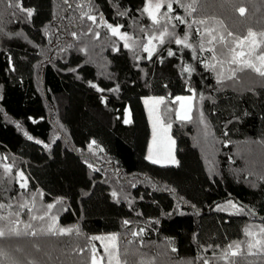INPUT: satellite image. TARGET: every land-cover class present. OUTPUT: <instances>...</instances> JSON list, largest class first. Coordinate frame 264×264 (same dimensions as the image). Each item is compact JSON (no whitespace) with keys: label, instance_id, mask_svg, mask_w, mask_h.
<instances>
[{"label":"trees","instance_id":"16d2710c","mask_svg":"<svg viewBox=\"0 0 264 264\" xmlns=\"http://www.w3.org/2000/svg\"><path fill=\"white\" fill-rule=\"evenodd\" d=\"M171 2V19L154 24L147 0H0V216L36 232L0 239V264H90L101 235L128 239L126 264H264L246 235L264 239V76L230 75L228 51L264 32V0H197L191 14ZM101 13L129 47L100 27ZM165 27L149 58L144 46ZM185 35L195 52L174 42ZM191 94L192 117L178 120L175 99ZM157 95L174 166L146 158L142 99ZM52 217L80 234L41 232ZM235 242L240 254L225 256Z\"/></svg>","mask_w":264,"mask_h":264},{"label":"snow or ice","instance_id":"6c2138e0","mask_svg":"<svg viewBox=\"0 0 264 264\" xmlns=\"http://www.w3.org/2000/svg\"><path fill=\"white\" fill-rule=\"evenodd\" d=\"M176 3L180 4L181 7H184L186 11L189 12V14H191L192 11H195V8L193 7V4L197 2V0H193V2L191 4H182L181 0H175ZM161 7H163V3L158 2L155 5H153L151 3V0H149V4L148 6L144 9L145 12L148 13V15L151 17L152 21L154 24H159L160 21L157 17V13L160 11ZM167 10L168 12H171L173 10V6H172V2H168L167 3ZM27 14L29 16H31L33 14L32 10H26ZM238 11L240 12L241 15H244L245 13V8L241 7L238 9ZM165 15H167V13H165ZM89 19L95 21L96 17L95 16H91L89 15L88 17ZM169 19H171V17H169ZM175 19L177 21H179L180 23H185V20L180 17V16H176ZM194 23H196V21H194ZM199 24H205L206 21L205 20H200L198 21ZM107 27L111 30L113 35H119L121 39L125 40V47H129L127 41L129 39V37H127L126 34H121L120 33V29L119 26L117 27H113L112 25H107ZM175 27V26H173ZM189 27H191L189 25ZM197 31H199V29H197ZM212 29L206 28L205 29V33H207V35L209 36V43L211 44L213 41H215L217 39V37L215 35H212ZM73 35H75L73 33ZM166 35H170L168 33L167 28L165 27L161 32L160 35L157 36H152L149 37L148 39V43L147 45L144 46V51L148 52L149 54V58L151 57V55L153 54V52L155 51V46L153 45V40L158 39L159 42L161 44L164 43V37ZM171 35H175V33L173 32ZM229 36L232 35V33H228ZM259 36L261 37V39L258 41L257 40V33L249 30L247 33V36L243 39H235L233 41L235 47L229 48L228 51L231 53V57L229 59V63L231 64H240L243 67H247V68H251L253 69L255 72H258L261 76H264V55H260L257 57V59L260 61V66H256V64H254L251 59H247L244 60L242 59L245 56V52L243 51V46L245 44V41L248 42L249 44V56L251 55L252 52H255L256 47L258 46V44H264V32L259 33ZM189 37L187 35H185V37L183 39L180 38H176L175 39V43L177 45H183L184 47L187 48H192L193 51L195 52V48L193 47V44L188 42ZM219 40L221 42H224L225 38L224 36H220ZM201 49L203 48V45H200ZM237 48H240V51H237ZM213 51V59H215V49H212ZM174 53L169 50L168 55L171 56ZM222 63V62H221ZM212 67H214V65H212ZM193 69L191 68V66H187L185 67L184 71L186 72H191ZM241 70H243V68H241ZM235 75V72H232V76ZM177 99L183 100L184 98L182 97H178ZM201 99H203V97H201ZM163 100L161 99L159 101V103H162ZM181 108L183 109V105H181ZM190 111V109H189ZM179 119L181 120H190L191 117L189 115H187L186 113L181 112L178 116ZM130 121L126 120L125 123H129ZM171 125H168V128H170ZM31 138V137H30ZM174 143V141L172 142ZM149 159H152L151 156H149ZM153 163H158L160 162L159 160H152ZM172 163H175L174 158L171 159ZM6 171H11V166H6L5 168ZM21 177H23V173H21ZM21 187H26V184H21ZM113 195L115 196L116 193H113ZM5 205L0 204V209L4 208ZM21 207H27V205H21ZM49 209H51L53 207V205L49 204L47 206ZM231 207L235 208L236 205H231ZM18 215V214H17ZM7 218L4 216H0V239L5 238L6 236L11 237V236H21V235H32L35 236L36 232L35 231H28L29 229H31L32 225L31 224H25L24 225V232H21L20 229L18 228V224L20 223L19 220H11L8 222V226L5 227L3 226L2 222L5 221ZM32 219H41L43 220L44 217H36L33 216ZM127 223V221L125 222ZM73 231L76 232L77 235L80 234V230L78 227L76 228H58L56 226V218L52 217V223H50L47 227V229H41V232H44L45 234L48 235H65V234H71ZM260 233L264 234V228L260 229ZM133 235H138V233H133ZM246 235L253 237L252 240H250L247 244V248L249 251V254H256L253 253L252 250L253 249H257L259 254L264 255V239H256L254 234L251 231L246 230ZM104 238L98 237V236H94L92 237V240H101ZM109 242H110V246L109 244H105L104 245V250L107 253V257H108V264H122L121 259H120V253H119V249L117 246V237L115 235L113 236H109L106 238ZM234 249V250H233ZM241 251V246H240V242H235L234 245L230 244L228 246V250L224 253L225 256H237L240 254ZM7 254L6 252L3 250V248H0V257H5ZM104 257L97 255L96 249L93 246L92 248V255H91V260H90V264H102Z\"/></svg>","mask_w":264,"mask_h":264},{"label":"rangeland","instance_id":"374dc122","mask_svg":"<svg viewBox=\"0 0 264 264\" xmlns=\"http://www.w3.org/2000/svg\"><path fill=\"white\" fill-rule=\"evenodd\" d=\"M161 2L163 3V7H161L160 11L157 13V17L159 19V21L161 19H164L165 16L166 17H171V15H169L168 10H164L165 7H167V3L171 2V0H151V3L153 5H155L156 3ZM149 4V0H147V4L146 7ZM165 11V12H164ZM165 13H167V15H165ZM101 18V17H100ZM100 18H99V22H100ZM158 37V36H157ZM245 38V37H244ZM243 39V38H240ZM261 38L260 36L257 34V40L259 41ZM153 40V45L155 46V51L157 49V45L159 43V40L157 41ZM157 41V42H155ZM235 47V45H234ZM240 48H237V51H240ZM264 46L262 44H258V46L256 47L255 52H252L251 55L249 56V44L247 41H245V44L243 46V51L245 52V56L242 58L244 60L247 59H251V61L256 64V66H260V61L257 59L258 56L260 55H264ZM154 51V52H155ZM153 52V54H154ZM148 54V52H147ZM149 55V54H148ZM232 67V69L229 70V72H233L235 69L236 70H241V68L243 67L240 64H231L229 63ZM230 72V75H232V73ZM184 98L183 100L180 99H175L178 103L177 106V110H176V117L178 120H181L178 118L179 114L181 112L186 113L187 115H189L190 117H192V110L194 107V96L193 94L191 95H186V96H179ZM164 100V98L162 97H158L157 96H151V97H144L142 99L144 107H145V111L147 114V119L149 123V127H150V139H149V143H148V147H147V154H146V158L150 163H153L152 160H159L160 162L158 163H154L160 166H174L177 165L178 162L177 158H176V142L175 139L173 138V135H171L170 132V128H168V125L164 123L162 116H161V112H160V107L162 103H159L160 100ZM181 105H183V109L181 108ZM190 109V111H189ZM181 121H187V120H181ZM174 141V143H172ZM149 156L152 157V159H149ZM174 158L175 163L171 162V159ZM20 175V173H19ZM24 179H22V181L20 182V184H26V182ZM36 216V214H35ZM32 219V218H31ZM33 221H35V219H32ZM4 226V225H3ZM109 236H113V235H101L99 237L104 238L101 240H98L99 245L97 246V250L99 253V256L104 257L102 264H108V257H107V253L104 250V245L107 243L110 246V242L106 239ZM116 236V235H115ZM117 237V246L119 249V246L122 245L123 243L127 242L128 239L125 240H119L118 236ZM24 246V247H23ZM28 245H26L25 243H20L18 244V246L13 247L15 248V252H17V250L21 253H24L26 251ZM35 248V245L33 246V249ZM120 259L122 264H126L124 258L121 256L120 254ZM190 264V263H187Z\"/></svg>","mask_w":264,"mask_h":264},{"label":"water","instance_id":"95a60500","mask_svg":"<svg viewBox=\"0 0 264 264\" xmlns=\"http://www.w3.org/2000/svg\"><path fill=\"white\" fill-rule=\"evenodd\" d=\"M100 22H99V25H100V27H103V28H106V29H108L109 31H110V33L112 34V32H111V30L107 27V25H112L110 22H109V20L106 18V16L103 14V13H101L100 14ZM113 26V25H112ZM114 27V26H113ZM113 35V34H112ZM93 246L95 247V249H96V252H97V255H99V253H98V250H97V246L95 245V243H93L92 245H91V252H92V248H93Z\"/></svg>","mask_w":264,"mask_h":264}]
</instances>
